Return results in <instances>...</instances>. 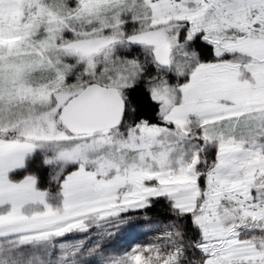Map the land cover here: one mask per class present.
I'll list each match as a JSON object with an SVG mask.
<instances>
[{
  "label": "snow or ice",
  "instance_id": "obj_1",
  "mask_svg": "<svg viewBox=\"0 0 264 264\" xmlns=\"http://www.w3.org/2000/svg\"><path fill=\"white\" fill-rule=\"evenodd\" d=\"M0 264H264V0H0Z\"/></svg>",
  "mask_w": 264,
  "mask_h": 264
},
{
  "label": "rangeland",
  "instance_id": "obj_2",
  "mask_svg": "<svg viewBox=\"0 0 264 264\" xmlns=\"http://www.w3.org/2000/svg\"><path fill=\"white\" fill-rule=\"evenodd\" d=\"M150 223L156 225V227H154L153 229H151L148 232L147 235H149V236H154V235L166 230L165 224L163 221L152 220V221H150ZM141 239H143V237H141ZM128 243H131V241H128Z\"/></svg>",
  "mask_w": 264,
  "mask_h": 264
},
{
  "label": "trees",
  "instance_id": "obj_3",
  "mask_svg": "<svg viewBox=\"0 0 264 264\" xmlns=\"http://www.w3.org/2000/svg\"><path fill=\"white\" fill-rule=\"evenodd\" d=\"M153 220H156V219H153Z\"/></svg>",
  "mask_w": 264,
  "mask_h": 264
}]
</instances>
